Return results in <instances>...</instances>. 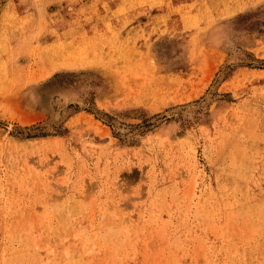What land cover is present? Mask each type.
<instances>
[{"label": "rangeland", "instance_id": "1", "mask_svg": "<svg viewBox=\"0 0 264 264\" xmlns=\"http://www.w3.org/2000/svg\"><path fill=\"white\" fill-rule=\"evenodd\" d=\"M68 260L264 264V0H0V264Z\"/></svg>", "mask_w": 264, "mask_h": 264}, {"label": "bare ground", "instance_id": "2", "mask_svg": "<svg viewBox=\"0 0 264 264\" xmlns=\"http://www.w3.org/2000/svg\"><path fill=\"white\" fill-rule=\"evenodd\" d=\"M80 207H83V205L81 204ZM83 208H84V207H83ZM79 251H80V250H79ZM73 253H74V251H73ZM21 254H22V253H20L19 256H20ZM65 254H66V253H65ZM22 255H23V254H22ZM36 255H37V254H36ZM79 255H80V254H79ZM81 255H82V254H81ZM19 256H18V257H19ZM71 256H72V255H71ZM68 257H69V256H68ZM74 257H75V256H74ZM70 258H71V257H70ZM74 259H75V258H74ZM32 260H33V259H32ZM34 260H35V259H34ZM34 260H33V261H34ZM37 260H38V259H37ZM82 260H83V259H82ZM20 261H22V260H20ZM74 261H75V260H74ZM77 261H78V260H77ZM79 262H80V260H79ZM87 263H88V262H87ZM67 264H77V262L75 261V262L73 263L72 260H68V261H67ZM79 264H80V263H79Z\"/></svg>", "mask_w": 264, "mask_h": 264}]
</instances>
